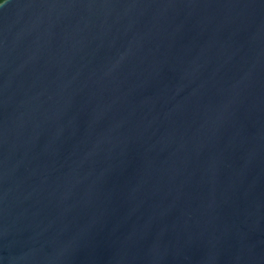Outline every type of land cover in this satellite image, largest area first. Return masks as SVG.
<instances>
[{
    "label": "water",
    "instance_id": "1",
    "mask_svg": "<svg viewBox=\"0 0 264 264\" xmlns=\"http://www.w3.org/2000/svg\"><path fill=\"white\" fill-rule=\"evenodd\" d=\"M0 264H264V0L0 3Z\"/></svg>",
    "mask_w": 264,
    "mask_h": 264
},
{
    "label": "snow or ice",
    "instance_id": "2",
    "mask_svg": "<svg viewBox=\"0 0 264 264\" xmlns=\"http://www.w3.org/2000/svg\"><path fill=\"white\" fill-rule=\"evenodd\" d=\"M4 2V0H0V3H3Z\"/></svg>",
    "mask_w": 264,
    "mask_h": 264
}]
</instances>
